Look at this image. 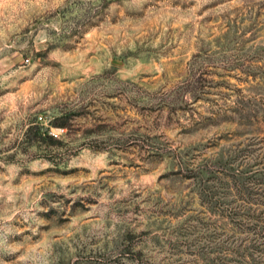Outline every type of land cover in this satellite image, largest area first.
Returning a JSON list of instances; mask_svg holds the SVG:
<instances>
[{"label":"rangeland","instance_id":"1","mask_svg":"<svg viewBox=\"0 0 264 264\" xmlns=\"http://www.w3.org/2000/svg\"><path fill=\"white\" fill-rule=\"evenodd\" d=\"M0 264H264V0H0Z\"/></svg>","mask_w":264,"mask_h":264},{"label":"trees","instance_id":"2","mask_svg":"<svg viewBox=\"0 0 264 264\" xmlns=\"http://www.w3.org/2000/svg\"><path fill=\"white\" fill-rule=\"evenodd\" d=\"M57 126L64 127V126H66V123L65 122H63V123H57ZM49 137L54 138L53 135H49Z\"/></svg>","mask_w":264,"mask_h":264},{"label":"built area","instance_id":"3","mask_svg":"<svg viewBox=\"0 0 264 264\" xmlns=\"http://www.w3.org/2000/svg\"><path fill=\"white\" fill-rule=\"evenodd\" d=\"M61 130L63 131L64 129H61ZM59 132H60V131H59ZM59 132H54V131H53V134L58 135Z\"/></svg>","mask_w":264,"mask_h":264}]
</instances>
